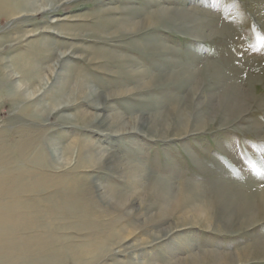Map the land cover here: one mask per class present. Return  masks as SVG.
I'll return each mask as SVG.
<instances>
[{"label":"rangeland","instance_id":"rangeland-1","mask_svg":"<svg viewBox=\"0 0 264 264\" xmlns=\"http://www.w3.org/2000/svg\"><path fill=\"white\" fill-rule=\"evenodd\" d=\"M0 169V264H264V0H0Z\"/></svg>","mask_w":264,"mask_h":264},{"label":"bare ground","instance_id":"bare-ground-1","mask_svg":"<svg viewBox=\"0 0 264 264\" xmlns=\"http://www.w3.org/2000/svg\"><path fill=\"white\" fill-rule=\"evenodd\" d=\"M71 104L68 100L55 104L56 109H65ZM70 116V115H65ZM97 115H92L96 118ZM127 127V125H126ZM130 127V126H129ZM128 129V128H127ZM120 131V130H119ZM125 131V130H124ZM182 131V130H181ZM2 169V168H1ZM0 169V259L9 258L10 262L17 263L15 258L22 255L27 263L31 259L32 250L29 241L32 236L37 233L36 230L30 227H24L20 231L22 225L30 222L33 212L29 210V205L26 202L21 203L15 195L19 187L20 181L16 176H7ZM6 170V168H4ZM10 198L9 202H3V197ZM264 199V192L262 193ZM23 213V214H22ZM22 214V215H21ZM21 216V217H20ZM27 221V222H26ZM22 232V233H19ZM38 235V234H37ZM19 240H23L21 245ZM42 244V243H41ZM41 258V257H40ZM2 261V260H1Z\"/></svg>","mask_w":264,"mask_h":264},{"label":"snow or ice","instance_id":"snow-or-ice-1","mask_svg":"<svg viewBox=\"0 0 264 264\" xmlns=\"http://www.w3.org/2000/svg\"><path fill=\"white\" fill-rule=\"evenodd\" d=\"M257 51H259V49H257Z\"/></svg>","mask_w":264,"mask_h":264}]
</instances>
